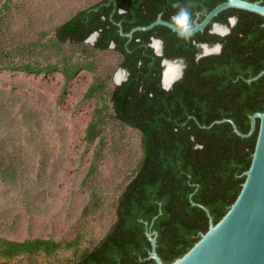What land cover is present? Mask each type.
Listing matches in <instances>:
<instances>
[{
    "label": "trees",
    "instance_id": "obj_1",
    "mask_svg": "<svg viewBox=\"0 0 264 264\" xmlns=\"http://www.w3.org/2000/svg\"><path fill=\"white\" fill-rule=\"evenodd\" d=\"M225 1L99 0L58 25L53 39L40 43L56 47L81 44L97 32L93 49L113 48L121 57L119 67L128 72L126 80L114 85L107 102L95 107L85 132L86 141L99 139L89 175L97 172L104 159L102 130L109 117L139 131L143 151L135 174L117 198V220L93 253L101 250L112 260L111 251L117 247L127 249L141 242L143 221L150 224L155 218L163 262L170 263L208 230L209 216L204 208L217 223L239 195L244 172L252 162L259 120L249 137L238 135L230 122L222 120H232L247 134L250 116L264 109V74L254 79L264 72V17L229 8L188 38L163 25L135 31L131 38L120 32L127 34L135 27L148 26L159 15L173 23L180 8L188 9L193 28L195 20L201 22ZM4 9H8L7 4ZM233 17L236 23L230 33L220 36L211 32L214 22L229 25ZM152 38L162 40L163 56L155 53ZM198 43H221L222 49L197 59ZM164 57L186 62L182 78L168 90L161 85ZM16 68L28 72L54 69L30 63ZM63 72L68 80L69 69ZM105 87L96 77L85 96L92 97ZM57 248L51 240L0 238V255L5 258L38 251L49 254Z\"/></svg>",
    "mask_w": 264,
    "mask_h": 264
},
{
    "label": "rangeland",
    "instance_id": "obj_2",
    "mask_svg": "<svg viewBox=\"0 0 264 264\" xmlns=\"http://www.w3.org/2000/svg\"><path fill=\"white\" fill-rule=\"evenodd\" d=\"M98 1L0 0V238L58 244L49 254L0 255V264H70L90 250L115 221L117 198L141 160L140 132L109 117L104 159L88 174L99 139L88 142L85 132L115 85L120 55L89 41L40 44ZM26 63L54 69L16 68ZM96 77L106 87L87 98Z\"/></svg>",
    "mask_w": 264,
    "mask_h": 264
},
{
    "label": "water",
    "instance_id": "obj_3",
    "mask_svg": "<svg viewBox=\"0 0 264 264\" xmlns=\"http://www.w3.org/2000/svg\"><path fill=\"white\" fill-rule=\"evenodd\" d=\"M229 8L247 10L264 17L262 0L255 2L226 0L213 8L201 22L195 20L194 27L189 29V34L186 37L203 31L215 16ZM235 23L236 19L234 17L229 19V25L214 22L211 26V32L225 36L230 33L231 27ZM157 25L166 26L177 32L174 23L163 20L161 15L148 26L135 27L127 34H123L122 30L120 32L123 36L131 38L135 31L150 30ZM97 36L98 33L95 32L86 41L94 43ZM151 46L157 55H164L161 39L152 38ZM197 46L200 50L197 59L218 54L222 49L221 43H198ZM111 47H114V45L112 44ZM169 62L179 64V71L172 80L165 82V68ZM162 66L161 85L168 90L172 88L176 81L182 78L186 62L182 58L168 59L164 57ZM263 74L264 72L260 73L254 79ZM127 77L128 72L121 68L114 77L115 84L122 83ZM257 120H259V124L252 162L250 168L244 172L245 181L236 200L217 223L213 222L208 209L202 206L209 216L208 230L186 253L168 264H264V109L262 112H256L250 116L251 126L247 134L241 133L232 120L224 119L222 121L230 122L238 135L249 137L257 130ZM148 237L152 244V257L157 264H164L156 253L155 238H151L150 234H148Z\"/></svg>",
    "mask_w": 264,
    "mask_h": 264
},
{
    "label": "flooded vegetation",
    "instance_id": "obj_4",
    "mask_svg": "<svg viewBox=\"0 0 264 264\" xmlns=\"http://www.w3.org/2000/svg\"><path fill=\"white\" fill-rule=\"evenodd\" d=\"M116 220L117 215L115 209V221L110 226L107 233L111 230V227L114 225ZM154 220L155 218L150 224L147 221H143L144 227L141 230L144 237L141 239V242H135L134 245L129 246L127 249H118L119 247H117L115 251H111L114 260H110L109 258L105 257V254L102 253L101 250L95 251L93 253L95 248L107 235L106 233L105 236L99 240L90 250L82 253L75 261L71 262L70 264H157L156 260L152 257V244L148 234H150L151 238H155L156 253L163 262L164 252L161 249L159 232L154 228ZM90 253L93 254L91 256H87Z\"/></svg>",
    "mask_w": 264,
    "mask_h": 264
},
{
    "label": "clouds",
    "instance_id": "obj_5",
    "mask_svg": "<svg viewBox=\"0 0 264 264\" xmlns=\"http://www.w3.org/2000/svg\"><path fill=\"white\" fill-rule=\"evenodd\" d=\"M189 17L190 13L186 8H180V11L174 16L173 23L177 29V35L180 37H186L189 34Z\"/></svg>",
    "mask_w": 264,
    "mask_h": 264
},
{
    "label": "bare ground",
    "instance_id": "obj_6",
    "mask_svg": "<svg viewBox=\"0 0 264 264\" xmlns=\"http://www.w3.org/2000/svg\"><path fill=\"white\" fill-rule=\"evenodd\" d=\"M178 71H179V64L175 62L167 63L165 68L164 81L169 82L170 80H172L177 75Z\"/></svg>",
    "mask_w": 264,
    "mask_h": 264
}]
</instances>
